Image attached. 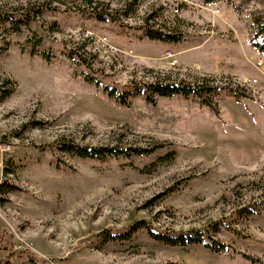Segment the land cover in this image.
Masks as SVG:
<instances>
[{"label":"rangeland","instance_id":"1","mask_svg":"<svg viewBox=\"0 0 264 264\" xmlns=\"http://www.w3.org/2000/svg\"><path fill=\"white\" fill-rule=\"evenodd\" d=\"M263 10L264 0H0V264H264V210L235 214L264 206V52L250 40ZM143 25L183 40L141 37ZM146 82L218 89L210 106L109 95ZM63 141L151 152L84 159L54 148ZM138 221L201 238L108 237Z\"/></svg>","mask_w":264,"mask_h":264},{"label":"trees","instance_id":"2","mask_svg":"<svg viewBox=\"0 0 264 264\" xmlns=\"http://www.w3.org/2000/svg\"><path fill=\"white\" fill-rule=\"evenodd\" d=\"M206 3H210L214 0H203ZM90 16H93L99 21H114L112 15L108 13H101L93 10L87 11ZM253 25L255 26L254 34L251 37V45L258 51L264 52V10L259 14L253 16ZM141 37H146L150 40H159L161 42H179L183 40V36L177 33H171L167 31H161L154 29L148 25H143L141 27ZM75 58V56H73ZM83 62V61H82ZM84 64V63H82ZM87 67L88 65L85 64ZM95 83H98L97 81ZM216 86H205L203 84H191L184 82H146L139 85H132L127 89L126 92L119 93L115 87H111L109 91L110 96L116 97L120 103H126L127 96L142 95L145 100L149 102H154L155 97H172L179 95L181 97H193L198 102L210 106L211 96L217 95ZM230 92V90H227ZM126 93V94H124ZM54 148L59 149L63 152L69 153L79 158L84 159H96L105 160L107 158H118V157H132V156H145L150 151L148 148L143 147H128V146H99L93 147L88 145H83L81 143H75L71 141L59 142L57 145H53ZM164 147L163 145H157V148ZM160 158V157H159ZM165 160L166 155L162 157ZM161 162V158H160ZM11 185H8L10 187ZM0 189L3 190V188ZM9 190L8 188H6ZM257 210H264V206L257 209L253 205H248L239 209L235 214L240 218H247L252 216L257 212ZM144 229L153 239L171 246H185L200 241V233L196 235L189 234H168L166 232L157 231L155 228L150 226L145 221H138L129 226L126 231H110L108 237L111 239H128L132 234L139 230ZM212 248L213 251L221 252L226 249L224 245L218 242H213L207 245Z\"/></svg>","mask_w":264,"mask_h":264},{"label":"built area","instance_id":"3","mask_svg":"<svg viewBox=\"0 0 264 264\" xmlns=\"http://www.w3.org/2000/svg\"><path fill=\"white\" fill-rule=\"evenodd\" d=\"M167 54H168L169 56L171 55V53H170V52H167ZM263 63H264V60H262V59H259V60L257 61L256 65H257V66H262V65H263Z\"/></svg>","mask_w":264,"mask_h":264}]
</instances>
